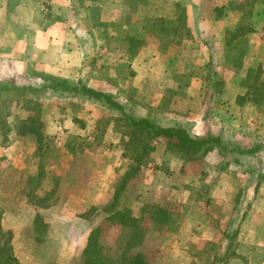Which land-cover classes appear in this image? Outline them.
Wrapping results in <instances>:
<instances>
[{"label": "rangeland", "instance_id": "obj_1", "mask_svg": "<svg viewBox=\"0 0 264 264\" xmlns=\"http://www.w3.org/2000/svg\"><path fill=\"white\" fill-rule=\"evenodd\" d=\"M128 1L120 8V18L104 22L101 29L105 36L110 34L113 48H122L121 60L135 59L137 46L149 43L159 47H145L146 54L167 55L180 85L190 75L213 77L218 93L214 102L235 99L228 107L242 109L240 125L245 132L257 131L256 142L252 147H232L231 133L224 140L205 135L196 139L210 137V141L191 156L176 146V134L157 135L158 124L133 123L139 120L125 116L123 107L108 95L68 90L69 85L84 84L41 74L35 85H0V262L12 248L22 264H84V250L91 242L101 246L98 254L91 255L93 264H129L130 256L138 252L148 264H177L185 245L196 257L195 264H226L239 247V223L252 212V219L261 223L249 229L257 238L250 245L251 259L263 264L264 0H191L190 10L185 0L176 3L175 19L143 15L138 23L131 17L134 2L146 0ZM211 9L224 23L218 39L224 41L225 63L218 67L210 61L195 64L189 49L196 47V40L215 41V29L199 31L197 21L187 15ZM92 12L96 17L97 7ZM190 39L193 44H183ZM253 51V64L243 71L244 60ZM227 82L236 83V94L235 86L226 89ZM128 95L136 97V92L128 90ZM83 110L94 112V130L89 134L72 125L83 128L73 120ZM62 112L64 116L57 115ZM227 118L223 116L224 123ZM52 121L62 122L63 128L46 131ZM233 123L237 121L229 124ZM11 124L17 125V134L32 129L20 134L29 140L15 150L16 157L4 147L13 136ZM213 148L215 152L207 156ZM31 170L37 172L32 175ZM177 174L194 177L189 201L165 198L168 187L183 183ZM218 181L233 193L225 195L227 203L210 196ZM160 210L167 212L163 222L156 219L162 216ZM185 217L214 223L218 238L190 243L182 228Z\"/></svg>", "mask_w": 264, "mask_h": 264}, {"label": "crops", "instance_id": "obj_2", "mask_svg": "<svg viewBox=\"0 0 264 264\" xmlns=\"http://www.w3.org/2000/svg\"><path fill=\"white\" fill-rule=\"evenodd\" d=\"M184 1L134 2L135 11L131 17L135 23H138L143 15L150 19H175V5ZM128 2V0H0V85L9 87L35 85V77L41 74L68 84L81 83L108 95L123 107L125 116L135 120L147 119L148 122L158 124L162 128L179 127L192 138L218 135L220 140H224L223 137L231 133L232 139L235 138L232 147L254 146L257 131L245 132L240 125L242 109L228 107L230 103L235 104V99L226 103L224 99L218 103L214 102L217 101L218 93L213 87V77L190 75L188 82L180 85L173 67L166 59L167 55L146 54L149 48L145 47H159L149 43L137 46L140 48L137 49L135 59L130 62L121 60L122 55L118 52L122 48H113L109 40L110 34L109 37L105 36L101 29L104 22L118 20L122 14L120 8L126 7ZM187 3L189 10L192 9L191 0ZM93 7L98 9L96 17L92 12ZM187 15L189 19L192 17L194 22L197 21L195 24L199 31L213 28L216 35L215 41L196 40L197 48L187 43V41L192 43L191 39L184 41L183 44L187 43L189 49L193 51L195 60L191 61L198 65H205L210 61L215 67L222 66L225 63V47L224 41L218 37L220 33L223 36V17H215L212 9L203 15L197 13L195 17L190 12ZM136 43L132 47H135ZM128 46L131 45H126ZM254 53L255 51L251 57L244 60L243 71L253 64ZM232 86H235L233 92L236 94L239 89L236 83L227 82L226 89ZM128 90L135 91L136 97L128 95ZM211 104L214 106L211 107ZM124 106L126 109L128 107L127 111ZM81 113L82 115H76V118L82 121L78 118L73 120L83 128L72 124L73 128H78L77 132L86 131L89 134L94 130V112L83 110ZM57 115L64 116L63 112ZM25 116L27 119L29 115ZM223 116L229 117L227 123L223 122ZM232 121L237 123L229 124ZM61 124L62 122L52 121L46 131L50 127L52 130L62 129ZM10 131L13 136L9 137L10 140L4 147L9 156L13 154L16 157L15 150L21 148L22 142H27L29 136H22L25 134L20 135L19 132L18 135L15 124H11ZM213 149L207 156L215 152ZM30 172L34 175L37 171ZM176 176L180 180L182 178L183 183L177 182L174 183L175 186L168 187L165 198L169 201L186 202L190 200L191 180L194 177L178 174ZM213 187L215 191L210 192V196L222 204L227 203L225 195L230 196L233 193L230 190L226 191L227 187L219 181ZM252 217L253 213L249 212L239 223L237 231L239 247L235 255L227 259L226 264H257L251 259L250 250V245L256 243L257 238L249 229L260 227L261 221H256ZM182 228L190 243L199 240L211 242L219 236L214 223L194 217H185ZM184 248L179 251L181 254L177 255V264H195L197 259L194 254L188 251V246L185 245Z\"/></svg>", "mask_w": 264, "mask_h": 264}, {"label": "trees", "instance_id": "obj_3", "mask_svg": "<svg viewBox=\"0 0 264 264\" xmlns=\"http://www.w3.org/2000/svg\"><path fill=\"white\" fill-rule=\"evenodd\" d=\"M264 85V84H263ZM83 89L85 92H87L90 95H97V96H101L102 94L98 91L95 90H91L88 87H84V86H77V85H69L68 90L69 91H74L77 89ZM262 95H264V90L262 92ZM27 119H30V117H27ZM33 120V118H31ZM142 122H148L146 119H141L139 121H133V123H142ZM149 123V122H148ZM150 125H152L150 123ZM155 129L159 130L157 131V135L160 134H176L178 139L176 142V146L179 147L180 149H182L184 151V153H188L191 156L195 155V152H198V150H200V147L208 142V139L210 141V137L204 138V139H196V138H192L190 137L187 132L179 127H167V128H162V127H157L154 126ZM31 132L32 129L30 128H23L19 131L20 134H25L27 132ZM40 133H38V135L36 136L39 137ZM212 141V140H211ZM162 213V216L156 217V219L158 221L163 222L166 218H167V212H163V210H160ZM120 223H123L122 220L119 221ZM101 246L99 244H92L91 242L88 243V245L86 246L85 250H84V256H85V262L84 264H93L92 261L93 259L91 258L92 254H98V252H100ZM0 264H22L13 254L12 252V248L11 251L10 249L8 250V254L6 253L4 261L0 262ZM47 264H52V263H47ZM56 264V263H55ZM129 264H148L146 258L144 257V255L141 252H138L132 256H130L129 259Z\"/></svg>", "mask_w": 264, "mask_h": 264}]
</instances>
